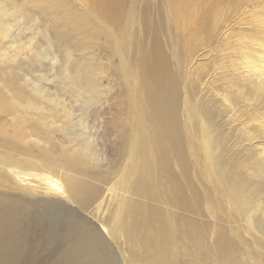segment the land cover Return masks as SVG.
<instances>
[{
  "label": "bare ground",
  "instance_id": "bare-ground-1",
  "mask_svg": "<svg viewBox=\"0 0 264 264\" xmlns=\"http://www.w3.org/2000/svg\"><path fill=\"white\" fill-rule=\"evenodd\" d=\"M255 2L75 0L79 13L68 15L75 26L90 29L83 39L102 44L119 59L118 83L126 90L121 119L126 129L118 130L119 143L111 153L105 146L96 149L88 117L90 105L95 106L104 90L102 79L107 78L108 72L105 75L100 66L74 60L72 71L71 67L61 70L67 79L74 78L81 91L83 122L77 120L74 134L73 126L64 127L66 138L74 143L71 148L53 143V110L61 106L57 95L34 89L37 99L32 100L6 84L3 89L9 94V105L0 107V115L10 116V127L0 134V183L7 181L12 191L30 198L23 212L31 204L74 205L84 210L99 197L95 214L89 217L96 221L103 239L116 245L121 264L260 261L264 219L254 218L261 212L257 206L246 214L243 201L248 204L252 199L255 182L241 175L248 165L228 155L226 137L215 130L212 113L193 96L202 74L196 72L199 67L204 69L200 63L203 51L217 37L233 32L242 21L264 28V16L257 17ZM248 8L252 10L245 17ZM15 15L12 4L0 5V38L7 37L11 28L6 19ZM143 44L149 45L145 48ZM247 44L246 48L252 45ZM90 57H95L94 52L85 60ZM254 58V52L248 54L247 69H257L264 76V65L258 66ZM258 84L261 87L251 89L249 95L263 97L264 80ZM239 93L235 97L229 89L223 101L231 104L243 94ZM36 126L43 130L41 137L29 142L43 157L31 159L18 149ZM18 153L23 160H16ZM12 161L14 165L9 166ZM104 162L108 166L101 167ZM257 172L250 176L262 179L264 173ZM11 202L7 197L0 199V221L5 219L2 208ZM18 218L14 211L11 226ZM244 223L251 234L247 240L241 234ZM18 230L16 225L6 231L10 241L18 238ZM90 252L95 257L93 264H101L103 254Z\"/></svg>",
  "mask_w": 264,
  "mask_h": 264
},
{
  "label": "rangeland",
  "instance_id": "rangeland-1",
  "mask_svg": "<svg viewBox=\"0 0 264 264\" xmlns=\"http://www.w3.org/2000/svg\"><path fill=\"white\" fill-rule=\"evenodd\" d=\"M146 1L150 4L154 2ZM7 4H12L18 15L6 19L11 28L7 37L0 38V107L9 105V94L3 89L6 84L16 93H23L32 100L37 99L34 89L47 90L57 95L61 106L53 110V143L71 148L74 143L66 138L64 127L73 126L74 134L77 132V120L83 122L81 91L74 85V78L67 79L61 74V70L71 67L72 71L74 60L85 65L100 66L105 75L108 72L107 78L102 79L104 90L98 94L95 106L90 105L88 125L90 134L93 132L95 136L96 149L105 146L111 153L110 150L119 143L118 132L126 129V124L121 119L126 109V90L118 83V57L102 44H92L83 39L90 29L75 26L68 15L79 13L75 0H0L2 8ZM263 9L264 0H256L254 10L258 18L264 16ZM251 10L252 8L246 9L245 17ZM162 34L166 36V31L163 30ZM248 42L252 45L246 48ZM143 45L146 48L149 44ZM164 45L168 52L167 45ZM210 47L203 51L204 61L200 63L204 69L199 67L196 72L198 76L202 74L199 76L200 84L196 80L193 96L202 107L212 113V120L217 128L215 130L226 137L228 155L244 160L248 165L245 170H241V175L253 180L255 188L249 202L251 205L243 199L245 212L247 214L252 206H257L261 212L255 213L254 218L263 220L264 177L254 179L250 174H258L257 171L260 170L264 173V95H249V91L254 87H261L258 83L259 80H264V76L257 69H247L245 60L248 54L254 52L255 63L258 66L264 65V28L242 21L233 32L225 37H217ZM91 52H94L95 57L85 60ZM98 79L99 77L96 80ZM229 89H232L235 97L243 92L231 104L223 101ZM254 99L257 102H253ZM62 105L66 107L63 108ZM9 119L10 116L0 115V134L2 129L10 127L7 122ZM42 131V128L34 127L25 143L20 141L18 151H26L31 159H35L36 155L43 157V152L29 142L33 137H41ZM21 156L20 153L15 155L16 160H23ZM0 165L3 163L0 162ZM12 165L14 161L9 166ZM104 166H108V162H104L101 167ZM23 168L37 170L26 166ZM11 186L7 181L0 183V199L7 197L12 201L2 208L5 219L0 221V264H93L95 257L90 255V251L103 254L101 264H121L116 245L103 239L95 225L96 221L91 219V215L89 217L91 212L95 214L93 207L100 200L99 197L84 210L74 205L64 207L31 204L23 212L25 205L30 203V198L26 193L12 191ZM14 211L21 218L11 226ZM96 217L99 218V215ZM16 225L20 229L18 238L10 241L6 231L14 229ZM105 226L109 227L110 222ZM244 226L241 234L247 240L251 234L247 231L246 223ZM237 247L241 249L240 245ZM3 248L8 251L2 252ZM262 251L263 257L260 261L254 259V264H264V246ZM247 255L250 257L251 253Z\"/></svg>",
  "mask_w": 264,
  "mask_h": 264
}]
</instances>
